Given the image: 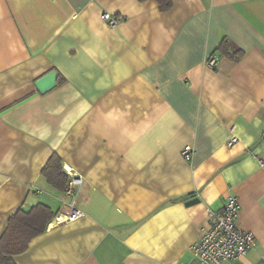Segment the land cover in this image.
I'll return each mask as SVG.
<instances>
[{
	"label": "crops",
	"instance_id": "1",
	"mask_svg": "<svg viewBox=\"0 0 264 264\" xmlns=\"http://www.w3.org/2000/svg\"><path fill=\"white\" fill-rule=\"evenodd\" d=\"M54 153L72 197L41 174ZM228 195L257 245L220 264H264V0H0V236L39 203L82 212L15 264H201L190 245Z\"/></svg>",
	"mask_w": 264,
	"mask_h": 264
},
{
	"label": "built area",
	"instance_id": "2",
	"mask_svg": "<svg viewBox=\"0 0 264 264\" xmlns=\"http://www.w3.org/2000/svg\"><path fill=\"white\" fill-rule=\"evenodd\" d=\"M101 19L109 25L114 24L118 18L108 12H102ZM205 63L213 68L217 63L216 56L206 58ZM236 141L232 135L227 141L231 146ZM190 145L182 148V156L185 160H190L192 155ZM68 176V181L63 193L72 197L75 188L81 184V178L73 173L68 167H63ZM239 201L236 196L228 195L224 205L218 210H207V222L201 236L190 245V253L197 258L201 264H220L242 258L246 253L255 248L257 239L252 232L243 230L238 224ZM82 215V212L75 202L71 200L59 209L50 220L49 224H56L64 221H72Z\"/></svg>",
	"mask_w": 264,
	"mask_h": 264
},
{
	"label": "trees",
	"instance_id": "3",
	"mask_svg": "<svg viewBox=\"0 0 264 264\" xmlns=\"http://www.w3.org/2000/svg\"><path fill=\"white\" fill-rule=\"evenodd\" d=\"M155 1L160 11H167L171 7L173 0ZM217 50L221 55L227 56L232 60H237L241 56L240 51L229 52L226 38L220 40ZM58 81L60 82L62 79L58 77ZM41 174L52 187L60 191L64 190L68 176L57 154L51 155L41 169ZM52 216L53 212L50 208L40 203L27 211L19 209L12 214L8 219L4 232L0 236V264H15L13 256L27 249L30 239L45 230Z\"/></svg>",
	"mask_w": 264,
	"mask_h": 264
},
{
	"label": "water",
	"instance_id": "4",
	"mask_svg": "<svg viewBox=\"0 0 264 264\" xmlns=\"http://www.w3.org/2000/svg\"><path fill=\"white\" fill-rule=\"evenodd\" d=\"M58 73L55 69L47 71L45 74L38 77L34 84L38 92L45 93L52 89L57 83Z\"/></svg>",
	"mask_w": 264,
	"mask_h": 264
}]
</instances>
